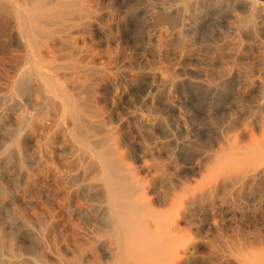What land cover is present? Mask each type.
Returning <instances> with one entry per match:
<instances>
[{
	"label": "rangeland",
	"instance_id": "rangeland-1",
	"mask_svg": "<svg viewBox=\"0 0 264 264\" xmlns=\"http://www.w3.org/2000/svg\"><path fill=\"white\" fill-rule=\"evenodd\" d=\"M42 1L0 0V264H115L111 179L191 264H253L264 0Z\"/></svg>",
	"mask_w": 264,
	"mask_h": 264
},
{
	"label": "bare ground",
	"instance_id": "bare-ground-1",
	"mask_svg": "<svg viewBox=\"0 0 264 264\" xmlns=\"http://www.w3.org/2000/svg\"><path fill=\"white\" fill-rule=\"evenodd\" d=\"M31 1V0H30ZM42 1V0H41ZM45 1V0H44ZM29 2V1H28ZM28 2H27V4H28ZM43 2V1H42ZM58 2V1H57ZM40 3V2H39ZM47 3V2H46ZM68 3V2H67ZM25 4V3H24ZM26 4V5H27ZM32 4H34V3H32ZM31 4V5H32ZM45 4V3H44ZM57 4V3H56ZM64 4V3H63ZM43 5V4H42ZM3 6V5H2ZM6 6V5H5ZM35 6V5H34ZM1 8V7H0ZM3 8H5V7H3ZM7 8V7H6ZM170 8V7H169ZM18 9V8H17ZM16 9V10H17ZM28 9V8H27ZM261 9V8H260ZM4 10V9H3ZM3 10H2V12H3ZM6 10V9H5ZM8 10L9 9H7V12H8ZM31 10V9H30ZM19 11V10H18ZM25 11H26V9H25ZM28 11V10H27ZM20 12V11H19ZM18 12V13H19ZM31 12V11H30ZM34 12H35V10H34ZM165 12V11H164ZM21 13V12H20ZM23 13V12H22ZM53 13V12H52ZM61 13V12H60ZM59 13V14H60ZM8 14H10V13H8ZM29 14V13H28ZM11 15V14H10ZM25 15V14H24ZM30 15V14H29ZM32 15V14H31ZM1 16V15H0ZM20 16V15H19ZM33 16V15H32ZM31 16V17H32ZM21 17H23V16H21ZM30 17V16H29ZM4 18H6V17H4ZM10 18V17H9ZM26 19V18H25ZM19 20V19H18ZM21 21V20H20ZM53 22V21H52ZM11 23V22H10ZM13 23V22H12ZM19 23V22H18ZM47 23V22H46ZM54 23V22H53ZM5 24V23H4ZM14 26V25H13ZM12 26V27H13ZM25 27V26H24ZM33 29V28H32ZM52 30V29H51ZM50 30V31H51ZM2 31V30H1ZM54 31V30H53ZM62 31V30H61ZM38 32V31H37ZM59 32V31H58ZM32 33H35L36 34V32H32ZM41 33V32H40ZM33 35V34H32ZM37 35H40L39 33L37 34ZM37 37V36H36ZM38 37H40V36H38ZM43 38H44V36H43ZM46 38V37H45ZM33 40L35 39L34 37L32 38ZM33 40H30V41H33ZM59 40V39H58ZM61 40V39H60ZM59 40V41H60ZM34 41H36V40H34ZM37 42V41H36ZM64 42V41H63ZM34 43V42H33ZM33 43H31V44H33ZM31 44H30V46H31ZM36 44V43H35ZM60 46H62V45H60ZM40 47H41V45H40ZM44 47V46H43ZM34 48H35V46H34ZM38 48H36V50H37ZM30 50H32V49H30ZM34 50V49H33ZM49 50H51V48L49 49ZM53 50V49H52ZM34 51H32V53H33ZM37 52V51H36ZM39 52H41V51H39ZM52 52V51H51ZM33 54H35V53H33ZM43 54V53H42ZM52 54V53H51ZM37 55L39 56V54H38V52H37ZM37 55L35 56V57H37ZM33 56V55H32ZM41 57V56H40ZM38 58V57H37ZM42 58V57H41ZM40 59V58H39ZM33 74V73H32ZM22 80H24V79H22ZM28 80V79H27ZM31 80V79H30ZM33 80V79H32ZM42 80V79H41ZM40 81V80H39ZM46 82L45 83H47V80H45ZM27 82V81H26ZM42 82V81H41ZM49 82V81H48ZM34 84V83H33ZM2 88V87H1ZM40 89V88H39ZM163 91V90H162ZM52 101V100H51ZM51 108H52V106H51ZM61 129H63V128H61ZM0 138H2L1 136H0ZM252 139V138H251ZM256 139V138H255ZM262 139H264V138H262ZM262 139H258V140H261V143L262 142H264V141H262ZM251 141V140H250ZM255 141H257V140H255ZM258 142V141H257ZM260 142H259V144H261ZM228 144V143H227ZM247 144V143H246ZM228 147V146H227ZM226 149V148H225ZM247 150H250L251 151V157H250V154H248V156L249 157H247V156H245V157H247L246 159H243L242 161L244 162V160L246 161V165L247 164H249L250 162H251V164H249L246 168H245V170H244V172H243V174H241V176L240 175H238L239 177L238 178H236L237 177V174H238V172H234L233 174H235L236 175V180L237 181H240V183L242 182V184H243V182H244V185H245V182H254V181H256V180H258V182L259 181H261V180H259V179H261L262 177H264V146H262V147H260L258 144H252L250 147H248V149ZM234 150H232V152H233ZM229 152V151H228ZM239 153H240V151H239ZM238 153V154H239ZM233 154H235L234 152H233ZM236 155H237V151H236ZM228 157V156H227ZM226 157V158H227ZM242 157H243V155H242ZM241 157V158H242ZM232 159L234 158V157H231ZM231 158H227V160L229 161ZM236 158V157H235ZM234 158V159H235ZM238 158V157H237ZM232 159L230 160V161H232ZM225 160V159H224ZM227 161V162H228ZM229 161V162H230ZM227 162H225V163H227ZM218 163V162H217ZM236 163H237V161H236ZM230 164V163H229ZM233 164V163H232ZM238 164H239V162H238ZM237 164V165H238ZM241 164V163H240ZM240 164H239V166H240ZM227 166H229V165H227ZM232 166V165H231ZM234 166H235V164H234ZM239 166H237V167H239ZM245 166V165H244ZM232 168H234V167H232ZM241 168H242V166H241ZM224 169V168H223ZM227 169V168H226ZM239 169H240V167H239ZM220 170V169H219ZM230 170H232V169H230ZM229 170V171H230ZM234 170V169H233ZM237 170V169H236ZM242 170V169H241ZM13 173V172H12ZM237 173V174H236ZM227 174V176H228V173H226ZM232 174V173H231ZM230 174V175H231ZM16 175V174H15ZM22 175H24V174H22ZM20 176V175H19ZM226 176V177H227ZM231 177V179H230V181H232L233 180V178L232 177H234L233 175H231L230 176ZM25 178V177H24ZM112 180V182L114 183V179H111ZM114 180V181H113ZM262 181H264V180H262ZM261 181V182H262ZM13 182V181H12ZM226 182V181H225ZM235 180H234V184H235ZM112 183V186H110V190H109V194L110 195H108V196H110L111 198H110V203H111V208H112V212H113V215H114V217H115V222H114V225H115V228H116V230H117V232L119 233V241L116 243V245L114 244V247L116 246V249H117V253L115 254V255H117L118 254V259H117V261H116V263L115 264H191V259H190V257H189V254L191 253L192 254V252H194V251H192V252H190L189 251V249H186V248H183L180 244H179V240L176 242V239L175 238H177L178 239V237H176L175 235V237H173V241H175L174 243H173V241H171V236H169L168 238L170 239V243H171V245H169V242H167L168 243V246H164V245H167V243H164V242H166V239H168L167 237H165V238H162V236L163 235H165V230L167 229V227H169V226H167V227H165V225H164V227L166 228H162L161 226H160V222H159V220H155V217H158V216H154L155 215V213H152V212H150V210L149 211H147V209H145V207H144V209L146 210L145 212L141 209V208H143V207H140V205H138V198L135 196L136 194H134V192H130V191H126V188H125V190L124 189H122L121 187H117L118 185L116 184V183H114L113 184ZM232 183V182H231ZM229 184V183H228ZM239 184V183H238ZM247 184V186H248V183H246ZM114 185H116V186H114ZM225 185H226V183H225ZM232 185H233V183H232ZM241 184H239V186H240ZM251 184H249V186H250ZM255 185V184H254ZM120 186V185H119ZM132 186V185H131ZM235 186V185H234ZM243 186V185H242ZM241 186V187H242ZM134 187V186H133ZM138 187V186H137ZM231 187V186H230ZM245 187V186H244ZM252 188H253V186H251ZM250 187V188H251ZM256 187V186H255ZM132 188V187H131ZM257 188V187H256ZM255 188V189H256ZM259 188V187H258ZM262 188V187H261ZM261 188H259L260 190H261ZM122 189V190H121ZM134 189H136V187L134 188ZM240 189H242V188H240ZM244 189H246V188H243V190ZM248 190H250L249 188H247ZM246 191V190H245ZM258 191V190H257ZM253 192V191H252ZM255 192V191H254ZM245 193V192H244ZM246 193H248V191L246 192ZM245 193V194H246ZM250 194V193H249ZM249 194H248V196H249ZM253 194V193H252ZM262 194H264V193H262ZM141 199H143V198H141ZM177 200V199H176ZM175 200V201H176ZM173 202H174V200H173ZM172 202V203H173ZM176 203V202H175ZM108 205H109V202H108ZM144 205V204H143ZM146 205V204H145ZM171 206H173V204H171ZM170 206V207H171ZM254 207V206H253ZM146 208H147V205H146ZM141 209V210H140ZM171 209H174V210H176L177 209V207H176V209H175V207L173 208H171ZM172 213V212H171ZM176 214H177V211L175 212ZM112 215V214H111ZM173 215H174V213H173ZM172 216V215H171ZM161 218V217H160ZM173 218V217H172ZM159 219V218H158ZM175 219V218H174ZM114 220V219H113ZM161 220V219H160ZM170 223H172V219L170 218ZM177 220V219H176ZM162 221H163V219H162ZM149 223V224H151V225H153V228L151 229V230H149V229H145V231L146 232H144V233H142V231L140 230L141 228H142V230H144L143 229V227L145 226L144 225V223ZM168 222V221H167ZM166 222V223H167ZM163 224H164V221L162 222ZM161 223V225H163ZM144 225V226H143ZM167 225V224H166ZM173 224H171L170 226H172ZM175 225V224H174ZM142 226V227H141ZM221 226V225H220ZM176 227V226H175ZM251 227V226H250ZM114 229V228H113ZM163 229H165L164 230V232H163ZM175 229V228H174ZM177 229V228H176ZM175 229V230H176ZM172 230V229H171ZM178 230V229H177ZM167 231V230H166ZM167 234V233H166ZM178 235V234H177ZM116 236V235H115ZM180 236V235H179ZM116 237H118V236H116ZM115 237V238H116ZM183 237V236H182ZM160 238H162V239H164L163 241H161V240H159ZM185 238V237H184ZM116 239H118V238H116ZM242 242V241H241ZM163 243H164V245H163ZM177 243H178V245H180L181 246V248H179V246L177 245ZM239 243V242H238ZM254 243V242H253ZM170 246H173V247H170ZM248 246V245H247ZM114 247L112 248V250L114 249ZM242 247V246H241ZM240 247V248H241ZM245 246H243V248H244ZM222 248H223V246H222ZM236 248V247H235ZM243 248L241 249L242 251H243ZM248 248H250V247H247V249ZM218 249V248H217ZM216 249V250H217ZM246 249V250H247ZM253 249V248H252ZM236 250H238V251H240L239 250V248H237ZM255 250V249H254ZM116 251V250H115ZM114 251V252H115ZM224 251V250H223ZM235 250H233V252H234ZM248 252H250L249 251V249L247 250ZM253 251V250H252ZM250 252L251 254L253 253V252ZM218 252H219V250H218ZM221 252H222V250H221ZM53 253V252H52ZM216 253H217V251H216ZM223 253V252H222ZM221 253V254H222ZM229 253V252H228ZM240 253V252H239ZM243 253V252H242ZM215 254V253H214ZM233 254V253H232ZM238 254V253H237ZM244 254V253H243ZM213 255V254H212ZM223 255H224V253H223ZM226 255V254H225ZM234 256H235V254H233ZM245 255V254H244ZM243 255V256H244ZM230 256V255H229ZM243 256H242V258H243ZM247 255H245L244 256V258L246 257ZM251 256V255H250ZM115 256H113V258H114ZM201 257V256H200ZM213 257V256H212ZM220 257H222L221 255H220ZM226 257H228V255L226 256ZM241 257V256H240ZM215 258H216V255H215ZM218 258V257H217ZM223 258V257H222ZM221 258V259H222ZM224 258H225V256H224ZM223 258V259H224ZM230 258V257H229ZM232 258V257H231ZM234 258V257H233ZM238 258V257H237ZM248 258V257H247ZM246 258V259H247ZM252 258V260H254L253 262H252V260H250L253 264H264V246H259V248H257L256 250H255V254H254V256L253 257H251ZM245 259V260H246ZM212 260V259H211ZM220 260V259H219ZM225 260V259H224ZM231 260V259H230ZM230 260H228V259H226V262H229ZM236 261L238 260V259H235ZM197 261V260H196ZM199 261V260H198ZM213 261V260H212ZM218 261V260H217ZM232 261V260H231ZM230 261V262H231ZM234 261V260H233ZM240 260H238L237 262H232V263H230V264H239L240 262H239ZM247 261V260H246ZM249 261V262H250ZM243 262H245V261H243ZM248 262V261H247ZM198 263V262H197ZM215 263V262H214ZM229 263H225V262H223V263H220V264H229ZM200 264H201V262H200ZM217 264H218V262H217ZM248 264V263H247ZM250 264V263H249Z\"/></svg>",
	"mask_w": 264,
	"mask_h": 264
}]
</instances>
